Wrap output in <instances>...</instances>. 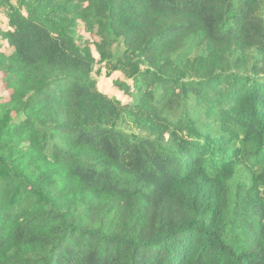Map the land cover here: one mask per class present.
Masks as SVG:
<instances>
[{
  "label": "trees",
  "instance_id": "trees-1",
  "mask_svg": "<svg viewBox=\"0 0 264 264\" xmlns=\"http://www.w3.org/2000/svg\"><path fill=\"white\" fill-rule=\"evenodd\" d=\"M0 15V264H264V0Z\"/></svg>",
  "mask_w": 264,
  "mask_h": 264
},
{
  "label": "rangeland",
  "instance_id": "rangeland-1",
  "mask_svg": "<svg viewBox=\"0 0 264 264\" xmlns=\"http://www.w3.org/2000/svg\"><path fill=\"white\" fill-rule=\"evenodd\" d=\"M105 73H106V71L102 69L101 74L97 76V78H98V80H97L98 89H100L101 91H104L105 93H107L109 95H114V96L118 97V99H119L121 97V94H118L115 92V90L113 89L111 80L105 77ZM260 81H263V79H260ZM0 93H1V88H0Z\"/></svg>",
  "mask_w": 264,
  "mask_h": 264
}]
</instances>
